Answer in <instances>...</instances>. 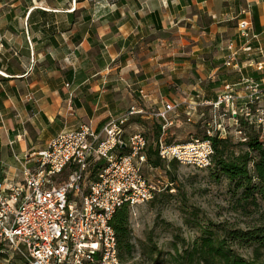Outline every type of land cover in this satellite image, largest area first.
I'll return each instance as SVG.
<instances>
[{
  "label": "crops",
  "instance_id": "crops-1",
  "mask_svg": "<svg viewBox=\"0 0 264 264\" xmlns=\"http://www.w3.org/2000/svg\"><path fill=\"white\" fill-rule=\"evenodd\" d=\"M246 6L264 48V0H0V181L81 124L214 102L239 78L224 60Z\"/></svg>",
  "mask_w": 264,
  "mask_h": 264
},
{
  "label": "built area",
  "instance_id": "built-area-1",
  "mask_svg": "<svg viewBox=\"0 0 264 264\" xmlns=\"http://www.w3.org/2000/svg\"><path fill=\"white\" fill-rule=\"evenodd\" d=\"M251 10L249 6L241 9L236 26L238 44L226 46L224 66L239 74L236 83L226 84L214 102H163L159 110L148 113L163 122L156 146L164 162L200 168L211 165L210 142L192 140L168 146L164 140L166 129L172 125L170 116L183 105L188 121L198 107L219 111L215 119L221 122L218 130L223 136L227 123L239 128L243 121L257 127L264 139V48L255 33ZM245 55L250 60L241 61ZM245 65L252 66L261 79L242 74ZM146 115L142 109L131 108L100 130L91 123L81 124L59 133L43 150L17 160L21 182L0 181L2 263L121 264L112 218L124 206L131 216L139 205L152 202L160 193L159 183L143 173L147 166L146 138L137 132L125 138L130 121ZM234 132L240 141H246L243 129ZM207 134L212 136L210 131ZM98 163L102 166L96 170Z\"/></svg>",
  "mask_w": 264,
  "mask_h": 264
},
{
  "label": "rangeland",
  "instance_id": "rangeland-1",
  "mask_svg": "<svg viewBox=\"0 0 264 264\" xmlns=\"http://www.w3.org/2000/svg\"><path fill=\"white\" fill-rule=\"evenodd\" d=\"M246 57L242 56V61ZM246 70L250 72L254 68L251 66ZM218 112L212 108L198 107V112L188 121L183 105L181 111L170 116L172 125L166 129L170 130L169 134L164 133L165 142L170 137L171 141L176 140L177 144L184 145L192 140L203 141L208 131L214 135L219 131L218 127L221 124L215 119ZM143 122L151 124L152 121L139 120V117L135 116L125 130V138L137 132L146 138L148 144L151 143L153 134L150 129L144 127ZM160 122L163 125V122ZM228 124L230 123L226 124L227 127L231 126ZM229 128H233L230 130L233 145L245 143L249 139L248 136L260 132L257 127L253 130L244 128L246 141L242 142L234 132L239 128L233 126ZM219 134L221 135L220 131ZM235 150L237 152L242 148L238 146ZM169 164L171 162L165 161L164 168L157 170L149 166L143 168L147 178L159 183L160 193L155 196L154 202L139 205L134 213L129 215L131 240L136 250L130 259H124L123 264H171L169 256L175 254L176 250L181 251L190 247L194 240L201 236L203 230L218 231L220 227H224L228 230L246 232L261 225L259 210L254 207L243 209L237 205L236 195L232 193L226 180L220 176L217 180L208 167ZM237 250L246 259L254 257L250 246ZM261 262H264V257Z\"/></svg>",
  "mask_w": 264,
  "mask_h": 264
},
{
  "label": "trees",
  "instance_id": "trees-1",
  "mask_svg": "<svg viewBox=\"0 0 264 264\" xmlns=\"http://www.w3.org/2000/svg\"><path fill=\"white\" fill-rule=\"evenodd\" d=\"M245 60H250V56ZM247 75L255 80L261 79V76L254 71L248 72ZM142 124L150 129L154 137L147 148V166L151 169H162L164 161L159 157L156 146L161 136L162 123L155 120L151 124L149 122ZM239 128L253 130L254 126L246 125L241 121ZM231 129L233 130L227 127L226 135L223 137L220 136L219 131L211 137L208 135L203 137L202 140L210 142L213 149L211 165L208 169L217 180L219 176L226 180L232 193L236 195L237 205L243 209L254 207L259 210L261 225L246 232L228 230L224 227H220L218 231L203 230L201 236L194 240L190 247L181 251L176 250L175 254L169 256L171 264H264L261 262L264 257V139L258 133L248 136L249 139L245 143L233 145ZM166 132L169 134L170 130ZM170 141L169 137L166 140L168 146L178 145L177 141ZM238 146L242 150L236 152ZM121 151L124 153L123 149ZM176 163L178 162L171 161L169 165ZM101 166L102 163H98L96 170ZM129 220V209L125 206L118 210L111 220L121 264L125 258L130 259L136 250L131 240ZM247 246L252 247L253 259H246L238 253L237 249ZM0 264L4 263L0 261Z\"/></svg>",
  "mask_w": 264,
  "mask_h": 264
}]
</instances>
